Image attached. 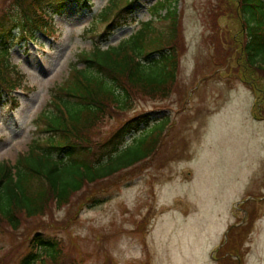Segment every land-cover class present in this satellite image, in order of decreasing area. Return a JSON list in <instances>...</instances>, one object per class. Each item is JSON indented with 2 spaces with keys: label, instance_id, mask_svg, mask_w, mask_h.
<instances>
[{
  "label": "rangeland",
  "instance_id": "rangeland-1",
  "mask_svg": "<svg viewBox=\"0 0 264 264\" xmlns=\"http://www.w3.org/2000/svg\"><path fill=\"white\" fill-rule=\"evenodd\" d=\"M12 1L0 0V15ZM157 1L136 0L131 19L111 30L107 42L98 33L109 1L91 0L89 7L70 3L54 18L49 36L37 32L33 39L9 44V61L23 77L13 93L17 108L7 96L0 98V163H15L29 150L35 118L78 53L99 41L106 48L129 37L152 17ZM173 1L184 43L176 85L168 97H146L125 115L149 111L151 122L126 137L124 154L143 153L151 132H160L154 152L136 163L146 166L117 176L109 189L89 185L97 184L102 201L76 213L87 194L84 187L72 204L53 212L57 225L28 221L30 229L53 232L69 244L67 264H109L111 258L114 264H218L217 250L228 239L223 264L230 258L238 259L236 264H264V119L252 114L254 94L237 76L235 57L217 69L210 62L213 49L205 36L218 0ZM234 21L226 14L218 22L234 30ZM116 115L99 128L101 135L119 126ZM248 222L249 229L240 230ZM29 230L19 232L15 245L9 235L0 238V264H15L29 244Z\"/></svg>",
  "mask_w": 264,
  "mask_h": 264
},
{
  "label": "trees",
  "instance_id": "trees-1",
  "mask_svg": "<svg viewBox=\"0 0 264 264\" xmlns=\"http://www.w3.org/2000/svg\"><path fill=\"white\" fill-rule=\"evenodd\" d=\"M108 1L100 19L105 25L98 33L104 42L111 30L131 19L136 0ZM12 2L0 15V98L7 96L14 109L20 102L13 93L19 89L23 74L9 61V44L33 39L37 32L49 36L54 30V18L62 15L70 3L89 7L92 2ZM152 13L138 30L118 44L104 48L99 41L89 51L78 53L66 79L53 90L35 118V136L29 150L20 152L15 163H0V238L12 237L10 245L17 243L21 230L30 229L27 224L31 219L57 225L50 218L53 212L72 204L73 196L84 187L87 194L77 202L76 213L102 201L97 184L109 189L117 176L120 179L146 166L137 162L154 152L160 132H151L143 153L124 154L121 151L126 137L149 128L151 122L149 111H136L126 117L127 112L136 109L146 97L169 96L177 82L184 49L175 1H157L152 5ZM226 14L235 19L236 29L219 24V18ZM209 17L205 39L213 49V69L224 67L228 58L235 57L237 76L254 94L252 114L264 119V0H218ZM115 114L122 119L119 126L101 135L99 128ZM95 183L91 189L89 185ZM249 219L252 223L250 213ZM240 227L247 231L249 222ZM37 229L28 231L29 244L15 264H67L71 259L67 255L69 244L53 232ZM234 236L237 240V233ZM229 240L217 250L218 264L227 258L223 249ZM242 257L241 253L239 259ZM237 262L238 259L230 258L227 264ZM109 264H114L112 258Z\"/></svg>",
  "mask_w": 264,
  "mask_h": 264
}]
</instances>
